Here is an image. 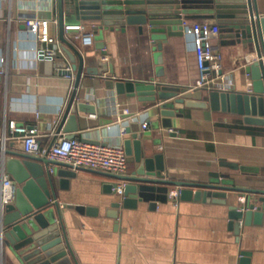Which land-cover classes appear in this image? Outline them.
I'll return each mask as SVG.
<instances>
[{
  "label": "crops",
  "instance_id": "crops-1",
  "mask_svg": "<svg viewBox=\"0 0 264 264\" xmlns=\"http://www.w3.org/2000/svg\"><path fill=\"white\" fill-rule=\"evenodd\" d=\"M257 5L264 14V0H257ZM26 15L57 19L53 0H0V137L6 122L13 118L18 124L38 128L40 144L48 145L72 91L75 72L63 74L56 67L55 61L62 55L54 60L36 57L31 48L33 36L23 23ZM201 19L194 17L186 22L193 25ZM65 23H84L91 31L90 20L66 18ZM50 30L58 37L57 21L50 24ZM73 33V29L64 30L86 54L100 57L93 36L89 43L82 44ZM104 39L107 59L113 61L116 76L150 81L171 100L180 95L195 97L197 90L204 92L187 90L200 73L193 36L184 32L156 46L140 34L118 30ZM212 44L221 51V67L230 70L232 89L246 91L242 63L264 59V42L248 50L222 42L218 34ZM248 77L252 91L249 73ZM77 90L78 98L94 103L95 113H77L79 128L75 136L121 143L130 132H140L145 143L162 153V173L167 178L204 181L224 173L240 186L264 187V127L244 124L240 115L227 110L186 107L180 102L173 103L176 114L169 116L171 126L163 127L153 106L161 99L151 101V91L117 94L104 75L84 77ZM125 107L132 117L120 136L119 126L107 123L121 117ZM142 122L148 129L140 131ZM127 163L129 170L133 163ZM240 166L254 170H241ZM108 180L99 170L78 169L67 188L57 189L67 238L79 264H234L241 248L254 254L251 264L257 259L264 264V224L241 226L236 235L228 226L226 204L174 198L157 202L154 208L147 201H139L135 207L121 208L115 219L106 214L115 199L114 193L104 190ZM69 203L93 206L97 213H79L66 207Z\"/></svg>",
  "mask_w": 264,
  "mask_h": 264
},
{
  "label": "water",
  "instance_id": "water-1",
  "mask_svg": "<svg viewBox=\"0 0 264 264\" xmlns=\"http://www.w3.org/2000/svg\"><path fill=\"white\" fill-rule=\"evenodd\" d=\"M53 3L63 56L55 61V65L63 74L75 72L72 91L54 125L56 132L74 136L79 128L77 113H95L94 103L78 98L77 88L84 77L102 75L117 94L151 91V101L161 99L152 105L156 109L155 117L163 127L171 126L169 116L176 114L173 103L178 102L192 108L227 110L240 115L244 124L264 127L262 58L243 65V71L250 74V92L215 89L202 93L197 90L195 97L180 95L171 100L166 98L165 91L157 90L150 81L116 76L113 61L101 57L106 53L104 36L115 30L140 34L156 46L170 37L183 35L186 20L194 17L214 18L224 43L238 44L248 50L253 46L261 47L264 42V14L258 9L257 0H53ZM66 18L92 22L90 29L94 47L101 53L100 57L86 54L74 39L64 34ZM91 58L92 62L89 61ZM7 135L8 131L4 129L0 137V170L13 179L15 194L11 203L0 207V264H79L67 238L57 189L67 188L69 178L75 175L76 170L85 167H73L69 163L47 159L44 155L26 153ZM55 137L54 134L51 142ZM121 144L127 161L133 163L132 167L124 174L99 170L110 179L105 181L104 190L115 195L106 208L107 215L116 219L121 208L135 207L139 201H147L154 208L157 202L168 201V193L174 189L177 201L201 199L226 204L228 226L236 235L241 226L264 224V187L240 186L224 173L204 181L167 178L162 173L165 169L162 153L145 143L142 133L130 132L123 137ZM49 163L55 166L53 171L48 170ZM240 169L254 170L249 166H240ZM121 183V190H114L113 187ZM238 193L243 195L238 196ZM66 207H72L79 213H97L93 206L69 203ZM253 255L252 251L241 248L234 264H251ZM260 262L257 259L256 264Z\"/></svg>",
  "mask_w": 264,
  "mask_h": 264
},
{
  "label": "built area",
  "instance_id": "built-area-1",
  "mask_svg": "<svg viewBox=\"0 0 264 264\" xmlns=\"http://www.w3.org/2000/svg\"><path fill=\"white\" fill-rule=\"evenodd\" d=\"M56 18L41 17L36 15H26L23 18L24 26L31 33L34 45L31 47L38 58L56 59L62 55L60 42L56 34L50 30V24L56 22ZM73 29L76 36L80 37L82 44L89 43L93 36L91 31H87L84 23L64 24V30ZM183 31L193 36L194 49L198 56L199 75L194 82L187 85V90H231L233 87L229 79V71L221 67V51L213 46V37L218 36L220 30L216 20L203 18L193 25H184ZM104 49V48H103ZM102 58L107 59L106 53H102ZM0 56V61H2ZM206 60V63L203 61ZM244 65V63H242ZM72 75V74H71ZM247 76V91H251L250 79ZM124 114L107 123L119 126V135L127 130L126 123L132 117L128 107L123 108ZM8 131L7 138L16 141L17 147L26 153L44 155L47 159L59 160L71 164L73 167L82 166L98 170H107L116 174H124L128 171L127 155L121 143H110L107 141H94L82 139L77 136H66L65 133L53 130L55 139L48 145H41L39 141L40 132L33 125L18 124L13 118L5 124ZM148 129L145 122L141 123L140 131ZM171 130V129H170ZM52 163L48 164V170H53ZM123 183L118 184L114 190H121ZM176 191L173 189L168 193V198L173 199ZM15 194L13 179L0 170V207L11 203Z\"/></svg>",
  "mask_w": 264,
  "mask_h": 264
}]
</instances>
